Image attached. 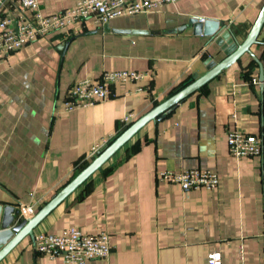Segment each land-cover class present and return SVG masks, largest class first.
Masks as SVG:
<instances>
[{
	"label": "crops",
	"instance_id": "0c3cea01",
	"mask_svg": "<svg viewBox=\"0 0 264 264\" xmlns=\"http://www.w3.org/2000/svg\"><path fill=\"white\" fill-rule=\"evenodd\" d=\"M36 1L43 14H51L78 0ZM263 3L177 0L147 13L120 15L103 26L86 21L76 32L53 31L1 54L0 216L5 205L26 208L32 216L95 150L117 136L122 116L138 119L193 74H203L208 57L223 59L215 44L218 34L195 33L193 18L216 20L239 43ZM17 5L0 0V12L15 13ZM257 41L250 51L264 77V22ZM121 70L143 77L113 82L104 101L64 111L74 83ZM258 74V63L247 53L240 55L140 128L32 235L40 230L57 235L69 228L106 232L109 256L83 264H205L212 251L220 253L221 264H264V86L251 80ZM232 129L257 135L261 154L232 157L226 144ZM191 168L214 171L218 186L183 191L157 180L160 171ZM32 238L23 236L0 264H64L61 257L35 253Z\"/></svg>",
	"mask_w": 264,
	"mask_h": 264
},
{
	"label": "built area",
	"instance_id": "2783aa9c",
	"mask_svg": "<svg viewBox=\"0 0 264 264\" xmlns=\"http://www.w3.org/2000/svg\"><path fill=\"white\" fill-rule=\"evenodd\" d=\"M176 1L78 0L73 7L51 12V14H43L39 9L38 1L16 0L18 5L15 13L2 14L0 12V55L15 51L37 39L47 38L53 31L76 32L86 21L103 26L120 15L147 13L156 6ZM142 77L143 73L135 71H104L96 81L88 78L78 81L66 93L63 109L65 112H71V110L104 101L109 95L111 83H121L126 80L137 81ZM251 80L254 84L260 83L264 86V77L262 80L258 78ZM134 119L132 114L122 116L121 128L131 124ZM226 144L228 153L236 159L244 156L256 157L262 151L260 138L244 130L227 131ZM157 180L178 184L183 191L196 188L209 190L218 186V177L214 171L199 168L175 172L163 170L158 172ZM27 212L28 210L23 208L19 216L28 217ZM32 239L35 253L50 259L61 257L64 264H83L92 259H104L109 256L110 251L109 237L102 230L87 234L78 229L69 228L57 235L40 230L33 234ZM236 251L241 263L244 259L241 243L237 245ZM205 264H221L220 253L212 251L207 254Z\"/></svg>",
	"mask_w": 264,
	"mask_h": 264
},
{
	"label": "water",
	"instance_id": "95a60500",
	"mask_svg": "<svg viewBox=\"0 0 264 264\" xmlns=\"http://www.w3.org/2000/svg\"><path fill=\"white\" fill-rule=\"evenodd\" d=\"M202 19V21H201ZM264 22V3L258 11L255 21L252 23L250 30L246 36L238 43L235 36L230 30L219 29V24L213 19L193 18L192 29L195 33L207 34L210 36L217 35L215 44L223 53V59L214 61L210 57L204 62L205 72L201 75L193 74L192 77L184 83L182 87L177 89L164 99V101L156 104L155 107L139 116L131 124L125 127L115 138L100 146L94 152V156L89 163L78 171L71 180L64 184L56 193L42 206L29 217L20 219L18 223L12 222L20 215V210L5 205L0 216V261L7 255V253L23 238L28 235L33 237L32 230L36 228L40 221L47 216L52 210L56 208L58 203L64 200L67 196L73 193L84 181H86L91 174L97 171L106 161L113 156L129 139H131L140 128H142L149 121H154L157 116H162L167 113L174 104L179 102L181 98L189 94V92L206 84L207 80L216 76L223 69L229 67L234 63L240 55L247 53L255 63H258L259 74L258 80L263 79L262 64L258 58L250 51V45L256 44L257 35L260 27ZM11 226L10 229H6ZM6 229V230H5Z\"/></svg>",
	"mask_w": 264,
	"mask_h": 264
},
{
	"label": "trees",
	"instance_id": "16d2710c",
	"mask_svg": "<svg viewBox=\"0 0 264 264\" xmlns=\"http://www.w3.org/2000/svg\"><path fill=\"white\" fill-rule=\"evenodd\" d=\"M181 87H182V86H181ZM179 88H180V87H179ZM179 88H178V89H179ZM176 90H177V89H176ZM176 90H175V91H176ZM126 127H127V126H126ZM124 128H125V127H123L122 130H123ZM122 130H121V131H122ZM121 131H120V132H121ZM120 132H119V133H120ZM119 133H118V134H119ZM118 134H117V136H118Z\"/></svg>",
	"mask_w": 264,
	"mask_h": 264
}]
</instances>
